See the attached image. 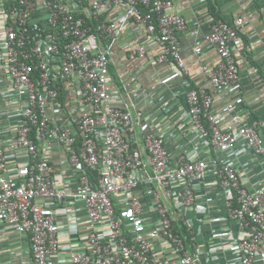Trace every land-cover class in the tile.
Returning a JSON list of instances; mask_svg holds the SVG:
<instances>
[{
	"label": "built area",
	"instance_id": "built-area-1",
	"mask_svg": "<svg viewBox=\"0 0 264 264\" xmlns=\"http://www.w3.org/2000/svg\"><path fill=\"white\" fill-rule=\"evenodd\" d=\"M11 4L0 17V63L8 78L0 99L4 109H11L7 115L17 120L5 124V131L13 133L12 153L0 143V223L27 235L28 264H197L199 244L194 236L187 243L173 231L162 198L178 207L193 204L194 185L204 178L210 163L170 157L162 132L150 131L143 145H136L141 119L117 106L110 91V55L124 25L134 22L142 31L131 57H143L155 45L156 62H169L175 75L185 76L177 33L187 30L188 21L172 12L171 0H12ZM40 7L47 11L44 20H32L31 14ZM240 23L238 19L236 24ZM237 38L236 27L222 20L212 21L205 35L220 61L215 67L203 64L202 76L216 91L238 86L232 52ZM69 85L74 102L69 96L60 99ZM20 99L25 102L14 107ZM186 100L190 127L215 150L231 149L241 139L264 157V123L249 125L234 114L232 123L222 127L205 86L191 87ZM234 107L228 102L222 111L229 113ZM66 109L67 122L51 120V110L58 117ZM32 132L65 151L73 179L65 177L62 184L55 180L54 174L63 170L40 158ZM213 166L220 185L235 200L229 216L246 228V237L236 240L239 263H264V186L246 189L230 159L214 161ZM144 197L155 208L153 223L142 215ZM82 211L86 226L81 231L77 214ZM60 220L67 228L65 242ZM180 223L192 231L189 220L182 218ZM82 232L83 243L73 242Z\"/></svg>",
	"mask_w": 264,
	"mask_h": 264
},
{
	"label": "crops",
	"instance_id": "crops-1",
	"mask_svg": "<svg viewBox=\"0 0 264 264\" xmlns=\"http://www.w3.org/2000/svg\"><path fill=\"white\" fill-rule=\"evenodd\" d=\"M171 1L172 12L181 14L188 21L187 30L177 33L187 75H175L169 62L157 63L155 45L149 47L143 57H131L130 51L137 47L142 31L137 23L129 22L124 25L110 55L112 99L117 106L129 110L133 118L141 119L140 125L136 127V145H143L148 132H162L170 157L182 155L185 158L205 159L210 163L204 178L194 185L196 197L193 204L178 207L162 199L172 221L179 222L183 218L192 223L189 235L194 236L200 249L197 264H240L236 240L246 237V228L239 220L229 216L230 205H234L235 200L220 185L213 162L230 159L242 185L253 191L264 186V157L254 154L241 139L231 149L215 150L190 127L186 93L191 87L205 86L213 97L212 110L222 127L232 123L234 114L249 125L264 123V0ZM10 2L12 0H0V17L7 12ZM46 15V9L40 7L31 14V19L42 21ZM238 19L241 21L239 25L236 24ZM214 20H222L237 29L238 38L232 44V52L238 66L239 82L233 89L216 91L209 87L202 76L203 64L215 67L220 61L214 47L205 40ZM1 37L0 29V42ZM195 49H198V53ZM6 74L5 65L0 63V88L8 83ZM71 89V85L63 88L60 98L69 96ZM69 98L75 101L71 96ZM24 102L25 99H20L17 105H12L16 107ZM228 102L235 104L229 113L222 111ZM10 110L4 109L0 99V127L3 125L0 128V143L9 154L12 153L10 144L13 133L5 131V124L17 120V117L7 115ZM49 115L52 121L67 122L68 110L61 112L58 117L51 110ZM34 139L40 158L49 160L63 170L54 174L55 180L62 184L67 177L73 179L65 151L59 149L55 141L37 136ZM69 186H74V182L70 181ZM150 202L148 197L141 199L145 208L142 215L153 223L157 215ZM77 215V226L82 231L86 226L84 213L78 212ZM59 223L63 232L61 240L65 242L67 228L62 220ZM78 237L73 238V242L79 240L82 244L84 232ZM30 258L27 235H20L15 227L0 223V264H28ZM253 264L264 263L255 260Z\"/></svg>",
	"mask_w": 264,
	"mask_h": 264
},
{
	"label": "trees",
	"instance_id": "trees-1",
	"mask_svg": "<svg viewBox=\"0 0 264 264\" xmlns=\"http://www.w3.org/2000/svg\"><path fill=\"white\" fill-rule=\"evenodd\" d=\"M12 2H10V5L7 7L8 9L10 8V6L12 5L11 4ZM61 100H62V98H60ZM32 137H35L34 136V134H33V132H32ZM89 173L91 174V176L93 177V178H95L96 176H97V174H96V172L95 171H89ZM172 225H173V231L175 232V233H177V234H179V235H181L184 239H185V241L187 242V243H189V237H190V235H189V232L183 227V226H181V223H180V221L178 222H172Z\"/></svg>",
	"mask_w": 264,
	"mask_h": 264
}]
</instances>
